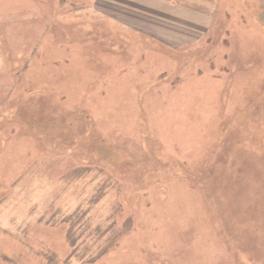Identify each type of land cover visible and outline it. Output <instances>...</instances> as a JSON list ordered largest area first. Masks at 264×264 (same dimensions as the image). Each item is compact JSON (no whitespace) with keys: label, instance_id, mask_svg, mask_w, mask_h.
I'll return each mask as SVG.
<instances>
[{"label":"rangeland","instance_id":"rangeland-1","mask_svg":"<svg viewBox=\"0 0 264 264\" xmlns=\"http://www.w3.org/2000/svg\"><path fill=\"white\" fill-rule=\"evenodd\" d=\"M93 2L0 0V264H264L259 1L175 49Z\"/></svg>","mask_w":264,"mask_h":264},{"label":"crops","instance_id":"crops-1","mask_svg":"<svg viewBox=\"0 0 264 264\" xmlns=\"http://www.w3.org/2000/svg\"><path fill=\"white\" fill-rule=\"evenodd\" d=\"M258 1L264 11V0ZM219 2L221 0H94L92 8L101 18L136 29L139 34L175 49L190 46L207 35Z\"/></svg>","mask_w":264,"mask_h":264}]
</instances>
